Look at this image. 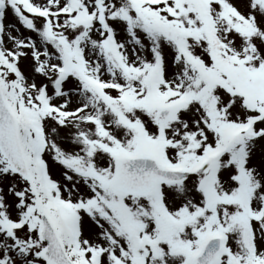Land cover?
I'll return each instance as SVG.
<instances>
[{
	"label": "snow or ice",
	"instance_id": "snow-or-ice-1",
	"mask_svg": "<svg viewBox=\"0 0 264 264\" xmlns=\"http://www.w3.org/2000/svg\"><path fill=\"white\" fill-rule=\"evenodd\" d=\"M0 264H264V0H0Z\"/></svg>",
	"mask_w": 264,
	"mask_h": 264
}]
</instances>
